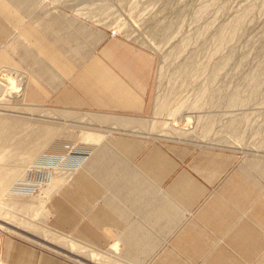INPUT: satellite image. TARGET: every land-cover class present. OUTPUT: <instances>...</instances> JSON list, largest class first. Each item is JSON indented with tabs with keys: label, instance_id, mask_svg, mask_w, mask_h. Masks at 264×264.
I'll list each match as a JSON object with an SVG mask.
<instances>
[{
	"label": "crops",
	"instance_id": "1",
	"mask_svg": "<svg viewBox=\"0 0 264 264\" xmlns=\"http://www.w3.org/2000/svg\"><path fill=\"white\" fill-rule=\"evenodd\" d=\"M15 1L0 0V16L17 21L23 0ZM53 17L22 29L31 47L19 59L30 63L24 96L96 143L80 148L115 149V171L110 184L73 175L51 199L50 226L95 249L115 245L118 263L264 264V188L230 149L163 136L176 128L153 109V54L107 29ZM3 53L0 61L8 62ZM141 118L161 129L140 134ZM64 144L72 142L64 137ZM0 264L78 263L0 233Z\"/></svg>",
	"mask_w": 264,
	"mask_h": 264
},
{
	"label": "rangeland",
	"instance_id": "2",
	"mask_svg": "<svg viewBox=\"0 0 264 264\" xmlns=\"http://www.w3.org/2000/svg\"><path fill=\"white\" fill-rule=\"evenodd\" d=\"M58 14L107 29L109 36L115 30L116 37L149 50L155 57L153 109H159L158 117L171 119L177 136L191 130L186 141L230 149L236 165L244 166L249 179L264 188V0H23L17 21L0 16L6 28L0 57L3 52L9 56L8 62L0 61V119L16 121L0 137V233L78 264H126L115 262L114 246L95 249L50 226L51 199L73 175L88 173L110 184L109 174L115 171V149L80 148L81 141L96 143L86 133L55 122L53 108L24 96L30 63L19 59L31 47L22 29ZM15 45L18 50H12ZM11 78L15 87L9 84ZM41 113L49 118L36 116ZM137 120L140 134L161 129L150 126V118ZM64 137L72 142L70 148H65ZM60 238L75 241L84 253H70Z\"/></svg>",
	"mask_w": 264,
	"mask_h": 264
},
{
	"label": "bare ground",
	"instance_id": "3",
	"mask_svg": "<svg viewBox=\"0 0 264 264\" xmlns=\"http://www.w3.org/2000/svg\"><path fill=\"white\" fill-rule=\"evenodd\" d=\"M9 73V72H8ZM5 76V75H4ZM10 77V76H9ZM5 78V77H4ZM7 78V77H6ZM9 80V79H8ZM9 84H11V86H14L15 87V83H14V80L11 78V80H9ZM0 83H2V82H0ZM20 84V83H19ZM2 85H4L5 87H6V85L5 84H2ZM3 86V89L4 90H6V91H10V90H8V89H5V87ZM9 87H10V85H9ZM16 88H18V87H16ZM16 88H13L14 90L16 89ZM19 91V90H18ZM2 93H4L3 91H2ZM8 93V92H7ZM10 93H11V91H10ZM9 93V94H10ZM5 95V94H4ZM157 112H159L160 113V111H159V109L157 110ZM31 115H34V114H30V117H31ZM46 114H44V113H41V114H39V115H36V116H41V117H45V118H49L47 115L45 116ZM52 119H54V118H52ZM57 119V118H56ZM59 119V118H58ZM187 119H189V120H191V117H187ZM15 124H16V121H14L13 119L11 120V119H7V118H1L0 119V137L3 135V134H7L8 132H10L11 131V129H12V127H14L15 126ZM33 128H34V126H33ZM29 129V128H28ZM31 132V131H30ZM42 132H43V130H42ZM33 133V132H32ZM181 133V134H180ZM180 133H178V135L179 136H177V134H174L176 137H177V139H186V137H192V135H193V132L190 130L189 132H180ZM34 134V133H33ZM21 135V134H20ZM174 135H173V138H175L174 137ZM6 136H8V135H6ZM164 136V135H163ZM170 137H172V136H170ZM2 138V137H1ZM4 138V137H3ZM2 138V139H3ZM168 138V137H167ZM176 139V140H177ZM17 140H19V138L17 139ZM20 141H21V139H20ZM197 142H199L198 140H196ZM15 142V141H14ZM16 143V142H15ZM14 143V144H15ZM18 144V143H17ZM21 145V144H20ZM41 145V144H40ZM15 146V145H14ZM22 146V145H21ZM17 147H18V145H17ZM30 152V151H29ZM31 154V153H30ZM35 156V155H34ZM31 158V157H30ZM13 170V169H12ZM8 183V182H7ZM3 185H4V183H3ZM2 185H0V187H1ZM4 187V186H3ZM51 188V187H50ZM2 189V188H1ZM51 189H53V188H51ZM51 189H49L48 191L49 192H47V193H50V190ZM44 193H46V192H44ZM44 193H42V194H44ZM46 193V194H47ZM45 202V201H44ZM22 224L23 225H26L27 223L26 222H22ZM30 226V225H29ZM17 229V228H16ZM16 231V230H15ZM22 231H25V230H22ZM45 237H49V238H51L52 240H55V238L56 237H53V235H51L50 234V232H45ZM45 239V238H44ZM61 241H63L64 243H65V246L68 248V250L70 251V253L72 252V251H77V252H79V253H84V250L81 248V246L78 244V243H76L75 241H73V240H68V239H66V238H60V242ZM114 249H115V245H114ZM86 252V251H85ZM89 257L92 259L93 258V255H89Z\"/></svg>",
	"mask_w": 264,
	"mask_h": 264
},
{
	"label": "built area",
	"instance_id": "4",
	"mask_svg": "<svg viewBox=\"0 0 264 264\" xmlns=\"http://www.w3.org/2000/svg\"><path fill=\"white\" fill-rule=\"evenodd\" d=\"M117 35H118L117 31H115V30L110 31V36L116 37Z\"/></svg>",
	"mask_w": 264,
	"mask_h": 264
}]
</instances>
